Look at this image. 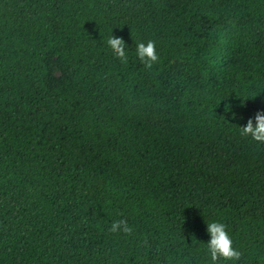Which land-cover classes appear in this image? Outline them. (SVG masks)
Returning <instances> with one entry per match:
<instances>
[{"label":"trees","instance_id":"trees-1","mask_svg":"<svg viewBox=\"0 0 264 264\" xmlns=\"http://www.w3.org/2000/svg\"><path fill=\"white\" fill-rule=\"evenodd\" d=\"M258 111L264 0H0V264H213L209 222L264 264Z\"/></svg>","mask_w":264,"mask_h":264},{"label":"clouds","instance_id":"clouds-1","mask_svg":"<svg viewBox=\"0 0 264 264\" xmlns=\"http://www.w3.org/2000/svg\"><path fill=\"white\" fill-rule=\"evenodd\" d=\"M108 46L114 55L124 64L128 62V54L126 52V44L122 37L110 36L107 40ZM136 55L144 67L151 70L153 66L159 62V55L156 51L155 41L149 40L147 43L139 42L136 48ZM240 135L242 137H251L252 140L264 144V111H258L254 119L250 118L246 126L240 127ZM210 241L207 243L208 252L213 264L223 258L229 261H239L242 252L233 245V240L228 233L227 226L220 222L207 223ZM111 233H124L132 235L134 232L127 220H116L111 224L109 229Z\"/></svg>","mask_w":264,"mask_h":264},{"label":"rangeland","instance_id":"rangeland-1","mask_svg":"<svg viewBox=\"0 0 264 264\" xmlns=\"http://www.w3.org/2000/svg\"><path fill=\"white\" fill-rule=\"evenodd\" d=\"M49 74L47 84L50 87L61 86L66 83L68 73L63 66L61 57L55 53L48 55ZM185 63L181 60H173L172 73L168 77L173 78L175 75L185 72Z\"/></svg>","mask_w":264,"mask_h":264}]
</instances>
